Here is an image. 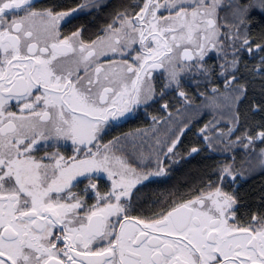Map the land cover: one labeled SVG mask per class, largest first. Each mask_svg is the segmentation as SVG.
Masks as SVG:
<instances>
[{"label":"snow or ice","instance_id":"1","mask_svg":"<svg viewBox=\"0 0 264 264\" xmlns=\"http://www.w3.org/2000/svg\"><path fill=\"white\" fill-rule=\"evenodd\" d=\"M0 264H264V0H0Z\"/></svg>","mask_w":264,"mask_h":264},{"label":"trees","instance_id":"2","mask_svg":"<svg viewBox=\"0 0 264 264\" xmlns=\"http://www.w3.org/2000/svg\"><path fill=\"white\" fill-rule=\"evenodd\" d=\"M261 179L260 176H254L251 180L248 181V184H258L259 180Z\"/></svg>","mask_w":264,"mask_h":264}]
</instances>
